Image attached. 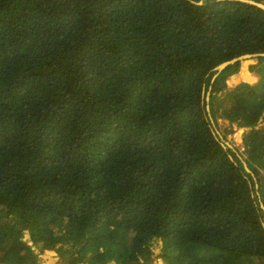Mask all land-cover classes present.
<instances>
[{"label": "trees", "instance_id": "obj_1", "mask_svg": "<svg viewBox=\"0 0 264 264\" xmlns=\"http://www.w3.org/2000/svg\"><path fill=\"white\" fill-rule=\"evenodd\" d=\"M199 1L0 0V264H264V9Z\"/></svg>", "mask_w": 264, "mask_h": 264}, {"label": "rangeland", "instance_id": "obj_2", "mask_svg": "<svg viewBox=\"0 0 264 264\" xmlns=\"http://www.w3.org/2000/svg\"><path fill=\"white\" fill-rule=\"evenodd\" d=\"M247 62V61H246ZM242 63L238 61V65H241ZM251 63L247 62V65L242 68L244 69V71L247 72V76L251 73L248 71L249 65ZM229 66H233V65H229ZM228 66V67H229ZM249 73V74H248ZM224 74V69L220 70L218 73H216L214 75V78L212 80H214L216 77H219V75ZM244 79L248 80V78L244 77ZM244 79L242 81H244ZM240 81V82H242ZM256 81H258V78L256 80H253L251 83H255ZM213 82V81H210ZM239 83V82H238ZM212 88V83L210 84L209 88H208V93H209V98H208V108H209V112H210V108H212L215 105V102L222 96L224 95V92L222 93V95H220L217 99L212 100L211 98V89ZM229 90V89H228ZM227 91V90H226ZM216 117V116H215ZM210 118H212L211 114H210ZM236 123H232L230 124L227 120L223 119V118H219L217 119L216 117V122L213 121V125H214V131L217 133V137L221 142H227L228 144H230L232 147H230L232 150L234 151H238L241 150V143L239 142L238 146L235 145V140L240 136V141H241V134H242V130L243 128L241 126L235 125ZM262 123H260L259 125H261ZM239 159L243 162V158L242 156L237 152L236 154ZM245 162V161H244ZM247 165V164H246ZM264 170H261V172ZM250 174V176L254 179V181H257V178L255 177L254 173L250 171H246ZM258 184L255 183V189L258 190ZM258 197H259V192H258ZM260 205L263 204L262 200H259ZM264 210V209H263ZM24 238H28L27 233H25ZM151 250H152V257H151V261L149 262V264H163V260L159 259L156 257V254H158L160 252V248H159V242H155L153 241L151 243ZM52 252H46L45 250L42 251H36L38 252V257H39V261L40 264H57L59 263L57 261V258L59 257V254H57L55 251L51 250ZM86 264V261H84ZM83 264V263H82ZM108 264H114L113 262H109Z\"/></svg>", "mask_w": 264, "mask_h": 264}, {"label": "water", "instance_id": "obj_3", "mask_svg": "<svg viewBox=\"0 0 264 264\" xmlns=\"http://www.w3.org/2000/svg\"><path fill=\"white\" fill-rule=\"evenodd\" d=\"M241 1H244V2H247V3H250V4H253V5H256L262 9H264V3L263 2H257V1H254V0H241ZM199 4L202 3V0H200L198 2ZM258 56H264V52L263 53H247V54H242L240 56H237V57H234V58H231L229 60H226V61H223L221 62L220 64H218L215 68H214V75L216 73H218L220 70H223L225 67L229 66V65H233L235 63H238L239 62H243V61H247L248 63H254V58L258 57ZM214 75L212 76L211 78V81H213L212 79L214 78ZM212 83V82H211ZM209 98V93L208 91L206 92V96H205V100L207 101ZM206 108H207V111H208V115L210 116V112H209V108H208V105H206ZM222 144L224 146H228V147H232L230 144H228L227 142H222ZM243 164V167L246 171H250V169L248 168V166L246 165V163L243 161L242 162ZM260 207H262V209H264V206L261 204ZM38 264H40V261L38 259Z\"/></svg>", "mask_w": 264, "mask_h": 264}, {"label": "bare ground", "instance_id": "obj_4", "mask_svg": "<svg viewBox=\"0 0 264 264\" xmlns=\"http://www.w3.org/2000/svg\"><path fill=\"white\" fill-rule=\"evenodd\" d=\"M32 243V242H31ZM32 247L37 251H39V249L38 248H36L34 245H32Z\"/></svg>", "mask_w": 264, "mask_h": 264}, {"label": "crops", "instance_id": "obj_5", "mask_svg": "<svg viewBox=\"0 0 264 264\" xmlns=\"http://www.w3.org/2000/svg\"><path fill=\"white\" fill-rule=\"evenodd\" d=\"M251 73H254V74H256V75L258 76L257 78L259 79V75H258L256 72H254V71H253V72H251ZM248 74H249V73H248Z\"/></svg>", "mask_w": 264, "mask_h": 264}]
</instances>
